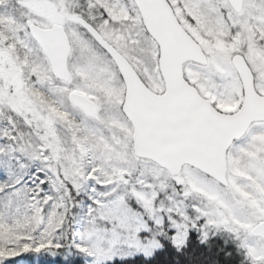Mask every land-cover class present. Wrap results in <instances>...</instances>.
I'll return each instance as SVG.
<instances>
[{"label":"snow or ice","instance_id":"obj_1","mask_svg":"<svg viewBox=\"0 0 264 264\" xmlns=\"http://www.w3.org/2000/svg\"><path fill=\"white\" fill-rule=\"evenodd\" d=\"M190 233L264 264V0H0V264Z\"/></svg>","mask_w":264,"mask_h":264},{"label":"trees","instance_id":"obj_2","mask_svg":"<svg viewBox=\"0 0 264 264\" xmlns=\"http://www.w3.org/2000/svg\"><path fill=\"white\" fill-rule=\"evenodd\" d=\"M226 250L218 249L213 245L210 247L199 245L197 238L191 235L183 253H178L171 245L164 242L163 247L149 258L137 256L128 260H114L107 264H236L235 259L224 256ZM14 262L15 260H12L11 264Z\"/></svg>","mask_w":264,"mask_h":264},{"label":"rangeland","instance_id":"obj_3","mask_svg":"<svg viewBox=\"0 0 264 264\" xmlns=\"http://www.w3.org/2000/svg\"><path fill=\"white\" fill-rule=\"evenodd\" d=\"M191 235H194L196 237L195 233H190L189 237ZM164 242H166L167 244L171 245L170 242L167 241V240H162L161 241L162 244ZM211 245H213L214 247H216L218 249H220V248L221 249H225L224 248V240L219 235L214 237L211 240L210 246ZM160 249L156 250L154 253H156ZM124 251H129V252H132L133 254H131V255L125 257V258L114 257L109 262H112L114 260H122V259H127L128 260V259H132V258L137 257V256H141L143 258H146L143 254L133 252L132 249H124ZM42 256H45V257H42ZM12 260H15V262L13 264H47V263L48 264H89V261H88L87 258L81 257L79 255H72V256H69V257L66 258L63 253L55 254V255H49V254H45V253H41V254H33V253L22 254L21 256H18V257H15V258H12V259L8 260L9 264H11ZM109 262H107V263H109Z\"/></svg>","mask_w":264,"mask_h":264},{"label":"bare ground","instance_id":"obj_4","mask_svg":"<svg viewBox=\"0 0 264 264\" xmlns=\"http://www.w3.org/2000/svg\"><path fill=\"white\" fill-rule=\"evenodd\" d=\"M6 264H9V263H7V261H6Z\"/></svg>","mask_w":264,"mask_h":264}]
</instances>
